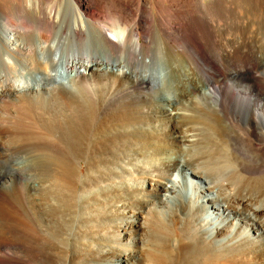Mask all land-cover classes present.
<instances>
[{
	"label": "bare ground",
	"instance_id": "bare-ground-1",
	"mask_svg": "<svg viewBox=\"0 0 264 264\" xmlns=\"http://www.w3.org/2000/svg\"><path fill=\"white\" fill-rule=\"evenodd\" d=\"M259 40L264 43V0H0V98L21 108L15 121L0 122L1 133L19 132L29 122V104L41 106L47 94L76 93L95 75L122 81L92 92L86 107L69 116L72 125L57 136L56 164L54 153L47 154L40 164L47 174L27 178L23 197L13 198V185L4 181L17 179V169H0L6 231L0 249L9 250L0 264L63 260L66 249L47 252L35 226L71 224L77 196L80 213L92 219L73 246L90 252L94 241L81 240L104 230L107 264L142 257L150 264H264V199L255 207L258 194L253 199L250 192L264 191ZM181 77L187 95L194 91L187 104L180 101ZM225 79L244 82L245 92L230 100L212 85ZM90 131L92 157L106 161L97 178L83 156Z\"/></svg>",
	"mask_w": 264,
	"mask_h": 264
},
{
	"label": "rangeland",
	"instance_id": "rangeland-1",
	"mask_svg": "<svg viewBox=\"0 0 264 264\" xmlns=\"http://www.w3.org/2000/svg\"><path fill=\"white\" fill-rule=\"evenodd\" d=\"M259 46L261 47L262 49V52L264 53V43L262 40H259ZM100 77V78H99ZM96 79V80H95ZM106 79V80H105ZM108 79V80H107ZM180 83H179V88L184 91V97L180 99V101L183 103V104H187V101L188 102H191L193 101V92H191L189 95H187V79L185 77H181L180 79ZM112 81V82H111ZM94 83L96 85H94ZM110 83V84H109ZM186 83V84H185ZM221 83V82H220ZM219 83V84H220ZM87 84H91L89 85L90 88L87 86ZM108 84V85H107ZM114 84V85H113ZM122 84V81H120L119 79L117 78H112V76H108V75H95L93 77V80L91 81H88V83L84 84L80 89H78V91H73L72 93L70 94H66V93H62V94H57V93H51V94H47V96L43 97V99L40 101V102H43V104L41 106H34V104H32V102L29 104L28 107H31V108H27V112H24L25 113V120L29 121L27 122L28 124L30 125H24V127L21 129V130L18 132H14L16 130H13V131H10V133H1L0 132V145L2 144V142L4 140H6V144L7 142L10 143V145L12 144V146L10 145H6L5 142H3V144L0 146V169H3V168H7V166H11V167H14L15 169H17V179H15L14 181H11L10 179H5L4 181L6 182V184H11L13 185V188H14V195H13V198H17L18 197H21L22 195L24 196L25 194V184L30 181V179H36L38 178L40 175H45L47 173H41L42 170H41V165H43V168H44V158L46 157L47 154H50V153H54V155L52 154L51 157L53 159V162L54 164H56V158H57V154H56V151H54V149H56V143L59 142V137L58 134H59V130H61V133L66 131L67 128H69L71 125H72V121L68 122V120L72 119L70 118L69 116H72L73 117V114L76 113L77 110L79 109H82V108H85L86 105L88 104L89 100L91 101V99L93 98V96L95 94H98L100 92H102V89H106V88H109V87H116L117 85H120ZM213 84V86L215 87H220V88H224V90L227 92V96L229 97L230 100L234 101L236 98H238V93L239 92H242L244 93L245 92V87H246V84L242 81H233V80H230V79H225L224 81H222V84ZM98 87V88H97ZM93 88V89H92ZM83 89V90H82ZM91 90V91H90ZM94 90V91H93ZM81 92V93H80ZM86 95H85V93ZM94 94H93V93ZM83 93V94H82ZM186 93V94H185ZM247 94H249V92H246ZM245 93V94H246ZM82 94V95H81ZM87 94H91L89 95V97L87 96ZM93 94V96H92ZM51 95V96H50ZM49 96V97H48ZM55 96V97H54ZM87 96V97H85ZM85 97V98H84ZM91 97V98H90ZM48 98V99H47ZM65 98V100H64ZM70 98V100H69ZM87 98V99H86ZM246 98H248L250 101L252 102H255L256 104H260L259 101L256 100L255 96H250L249 95L247 96L246 95ZM9 102H7L6 100ZM48 101H47V100ZM84 99V100H83ZM247 99V100H248ZM3 100V101H2ZM44 100H46L44 102ZM69 100V101H68ZM77 100V101H76ZM88 102H87V101ZM75 105V103H77ZM84 102V103H82ZM8 103V104H7ZM11 103V104H10ZM15 103V104H14ZM87 103V104H86ZM10 106L8 109L7 106ZM16 107H15V106ZM20 107V104L18 101H15V100H12L11 99V102H10V99L8 98H0V122L4 123L5 121L9 122L10 121H15V117H17L19 115V108ZM44 105V106H43ZM80 105V106H79ZM15 107V108H13ZM38 107V108H37ZM71 107V108H70ZM5 109L3 111V109ZM37 108V109H36ZM44 108V109H43ZM75 108V109H74ZM16 111H15V110ZM31 111H30V110ZM34 109V110H33ZM71 109V110H69ZM10 110V111H9ZM11 110H14V111H11ZM6 111V112H5ZM35 111V112H34ZM37 111V112H36ZM42 111V112H40ZM72 111V112H71ZM4 112V114H3ZM9 112V113H8ZM10 112H11V115H10ZM2 113V114H1ZM6 113V114H5ZM35 113V114H34ZM72 113V115H71ZM31 114H33L34 116H32ZM40 114V115H39ZM70 114V115H69ZM10 115V116H9ZM44 115V116H43ZM14 116V118L12 119V117ZM42 116L44 118H42ZM11 117V119L9 118ZM27 117V118H26ZM69 119H68V118ZM42 119V120H40ZM44 119V120H43ZM67 120V121H66ZM36 124H34L35 122ZM41 123H40V122ZM64 121V123L62 122ZM43 123V125H41ZM63 123V124H62ZM66 124V125H65ZM31 125H34L36 126V128L39 129L36 130V128L34 126H31ZM29 126V127H28ZM33 127V129H31V127ZM43 126V127H42ZM59 126V127H58ZM62 127V128H61ZM30 128V129H29ZM38 131L39 133V130H41L39 133L42 137L39 136V134L34 130ZM15 129V128H14ZM30 131H29V130ZM32 130H33V133H32ZM64 130V131H63ZM35 131V132H34ZM14 132L15 134L14 135H17V136H14L12 135ZM32 134H31V133ZM44 132V133H43ZM22 133V134H21ZM36 133V135L34 134ZM25 136H24V135ZM38 134V135H37ZM48 137H46V135ZM19 135V136H18ZM21 135V136H20ZM31 135V136H30ZM40 138H39V137ZM29 137V138H28ZM36 137V138H35ZM50 137V138H49ZM93 137V131H90L89 134H88V141H87V145H86V148L84 150V158H85V161H88V165H89V174L94 178H97L98 176H101V174L103 175V173H105L106 171V161L102 158V156L100 155H93L92 157V142H91V139ZM16 138V139H15ZM35 138V140H34ZM39 138V140H38ZM53 138V139H52ZM44 139V140H43ZM52 139V140H51ZM2 140V142H1ZM16 142H15V141ZM22 142H21V141ZM33 140V141H32ZM41 141V142H40ZM43 141H46V142H43ZM27 143V144H26ZM60 143V142H59ZM21 144V146L19 145ZM26 144V145H25ZM47 144H51V147L52 149H49L46 145ZM32 145V147H31ZM9 146V147H8ZM15 146V147H14ZM35 146V147H34ZM90 146V147H89ZM46 147V148H45ZM89 147V148H88ZM14 148V149H13ZM22 150H21V149ZM31 148V150H30ZM4 149V150H3ZM17 149V150H16ZM26 149V151H25ZM46 149V150H44ZM33 150V151H32ZM44 150V151H43ZM50 150V151H48ZM13 151V152H12ZM54 151V152H53ZM5 152V153H4ZM16 152V153H15ZM23 152V153H22ZM32 152L34 153H37V154H32ZM46 152V153H45ZM48 152V153H47ZM13 153V154H12ZM22 153V154H21ZM39 153V154H38ZM87 153V154H86ZM5 154V155H4ZM18 154V155H17ZM32 154V155H31ZM29 157L30 158H26V157ZM17 157V158H16ZM41 157V158H40ZM43 157V158H42ZM56 157V158H55ZM34 158L36 159V161L34 160ZM40 158V159H39ZM88 158V159H87ZM92 158V159H91ZM17 159V160H16ZM33 159V160H32ZM13 160V161H12ZM21 162H20V161ZM24 160V161H23ZM19 161V162H17ZM28 161V162H27ZM41 161V162H40ZM85 161H82L80 163V166H79V170H80V173L83 175V174H86V162ZM17 162V163H16ZM36 162V163H35ZM43 162V163H42ZM2 163V164H1ZM28 163V164H27ZM38 163V164H37ZM37 164V165H36ZM41 164V165H40ZM19 165V167L17 166ZM23 165V166H22ZM104 165V166H103ZM28 166V167H26ZM30 166V167H29ZM32 166V168H31ZM36 166V167H35ZM38 166V167H37ZM21 167V168H20ZM25 168V169H24ZM37 168V169H35ZM27 169V170H26ZM33 169V170H32ZM20 170V171H19ZM99 170V171H98ZM2 171V170H1ZM22 171V172H21ZM30 171V172H29ZM36 171V173H35ZM38 172V173H37ZM47 172V171H46ZM92 172V173H91ZM100 172V173H99ZM33 173V174H32ZM41 173V174H40ZM29 174V175H28ZM95 174V175H94ZM26 175V176H25ZM38 175V177L36 176ZM21 177V178H20ZM29 180H28V179ZM23 180V181H22ZM26 180V181H25ZM28 180V181H27ZM239 183V182H238ZM237 183V184H238ZM236 184V185H237ZM239 186H241V184H239ZM16 187V188H15ZM264 190V189H263ZM21 191V192H20ZM251 195H252V198L254 197V195L256 196L258 194V197H254L256 199V203H255V207H259L260 205H262V201L264 199V191L263 192H257L256 189H251L250 192H252ZM255 192V193H254ZM257 192V193H256ZM20 193V194H19ZM23 193V194H22ZM80 192H77V194H79ZM261 193V194H260ZM263 193V195H262ZM17 195V196H16ZM261 195V196H260ZM22 196V197H23ZM260 197V198H259ZM253 198V199H254ZM76 200V203L75 205L77 206L75 208V214H74V217L72 219V223L69 224L68 226H65V224H61V223H52L49 221H41L39 223H37V225L35 226V230H39L41 231V235H43V240L44 242L42 246L45 250H47V248L49 246H60L61 247V250H64L63 247L66 249V255H65V258L60 262V264H107V257H106V254H104V248L106 247V242H108V235L107 233L104 231V230H101V229H94V233L92 234L93 236H91V238H85L83 240H81V242H91L92 240L94 241L92 244V246L90 247V252H78V246H73L76 242L79 240V237L87 230V221L91 220L89 219V215H83L85 213H80V208H81V205H82V201L81 199H79V196H77V198H75ZM258 200H262L261 202L258 201ZM258 202V203H257ZM20 211L21 213L23 212V209L20 208ZM81 218H80V216ZM83 215V216H82ZM88 218V219H87ZM79 220V221H78ZM47 222V223H46ZM74 222V223H73ZM83 222V223H82ZM49 226H47V225ZM50 224V225H49ZM54 224V225H53ZM79 224V225H78ZM5 224L4 223H1L0 222V236L4 234L3 233H6L5 231ZM46 225V226H45ZM58 225V226H57ZM60 225V226H59ZM78 225V226H77ZM41 226V227H40ZM54 226V227H53ZM72 226V228H71ZM4 227V228H3ZM39 227V228H38ZM44 227H46L47 231ZM56 227V228H55ZM67 227V228H66ZM89 229H91L92 225H89L88 226ZM42 228V230H41ZM50 228V229H49ZM59 230H58V229ZM44 229V231H43ZM46 230V231H45ZM81 230H82V233H81ZM3 231V232H2ZM57 231V232H56ZM70 231V232H69ZM98 231V232H97ZM46 232V233H45ZM50 232V233H49ZM64 232V233H63ZM75 232V233H74ZM55 233V234H54ZM50 234V235H49ZM62 234V235H61ZM71 234V235H70ZM102 236H101V235ZM45 235V236H44ZM55 235V236H54ZM65 235V236H64ZM74 235V236H72ZM95 235V236H94ZM6 236V234H5ZM65 237V238H64ZM96 237V238H95ZM74 238V239H73ZM55 239V240H54ZM68 239V240H67ZM42 240V241H43ZM47 240V241H46ZM53 241V242H52ZM67 241V242H66ZM46 242V243H45ZM72 242V243H71ZM104 242V243H103ZM62 243H65V246H63ZM52 244V245H51ZM105 245V246H103ZM3 246H6V245H3ZM1 247L0 249V257L1 256H9V250L7 248H4V247ZM73 246V247H72ZM102 246V247H101ZM104 247V248H103ZM149 247L151 248V246H138V249L140 250V252H143V251H147L149 250ZM76 248V249H75ZM92 248V249H91ZM98 248V249H97ZM142 248V250H141ZM94 249V251H93ZM102 249V250H101ZM7 250V251H6ZM74 250V251H73ZM106 250V249H105ZM96 251V252H95ZM47 252H49L51 254V251L50 250H47ZM76 252V253H75ZM97 253V254H95ZM94 254V255H93ZM86 255V256H85ZM90 255V256H89ZM78 256V257H77ZM19 257L22 258V255L19 254ZM69 259V260H68ZM72 259V260H70ZM76 259V260H74ZM86 259V261H85ZM88 259V260H87ZM104 259V260H102ZM78 260V261H77ZM140 260V261H138ZM143 260V261H142ZM63 261H65L63 263ZM100 261V262H99ZM132 261V262H131ZM96 262V263H95ZM131 264H150L148 263L147 260H145L144 257L141 258H132L130 260ZM135 262V263H134ZM137 262V263H136ZM141 262V263H140ZM58 263V264H59ZM197 263V262H196ZM30 264H35V261H32L30 262ZM178 264H187V259L186 260H183L181 262H179ZM198 264V263H197Z\"/></svg>",
	"mask_w": 264,
	"mask_h": 264
}]
</instances>
